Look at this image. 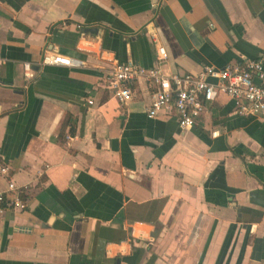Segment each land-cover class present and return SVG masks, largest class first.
<instances>
[{
  "label": "crops",
  "instance_id": "0c3cea01",
  "mask_svg": "<svg viewBox=\"0 0 264 264\" xmlns=\"http://www.w3.org/2000/svg\"><path fill=\"white\" fill-rule=\"evenodd\" d=\"M259 60L264 0H0V194L27 203L0 214V264H264V118L221 96L182 130L148 118L149 82L107 90L119 63Z\"/></svg>",
  "mask_w": 264,
  "mask_h": 264
},
{
  "label": "built area",
  "instance_id": "2783aa9c",
  "mask_svg": "<svg viewBox=\"0 0 264 264\" xmlns=\"http://www.w3.org/2000/svg\"><path fill=\"white\" fill-rule=\"evenodd\" d=\"M168 54L164 48L158 50V62L164 64ZM44 66L81 67L78 60L59 54L46 53L43 57ZM27 71L25 76L31 79L33 74ZM149 82L154 92L147 110L149 119L156 118L159 113L174 115L182 130L191 129L204 114L207 105L225 96L234 103L236 114L244 117L264 118V64L262 60L247 61L243 65H230L223 69L205 67L198 75L168 76L161 68L146 69L136 63L117 64L107 82V90L112 99L127 105L133 98V86L137 82ZM94 105V100H88ZM2 168L1 172L6 173ZM13 182L9 183L8 191L0 194V214L5 210L23 211L27 203L18 194Z\"/></svg>",
  "mask_w": 264,
  "mask_h": 264
},
{
  "label": "water",
  "instance_id": "95a60500",
  "mask_svg": "<svg viewBox=\"0 0 264 264\" xmlns=\"http://www.w3.org/2000/svg\"><path fill=\"white\" fill-rule=\"evenodd\" d=\"M81 33L84 35H98L99 29L95 27H85L81 29Z\"/></svg>",
  "mask_w": 264,
  "mask_h": 264
}]
</instances>
